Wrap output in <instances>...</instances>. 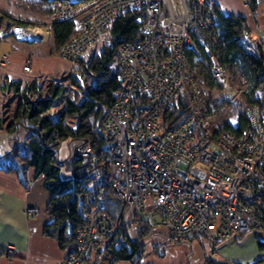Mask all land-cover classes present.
Returning <instances> with one entry per match:
<instances>
[{
    "label": "built area",
    "instance_id": "built-area-1",
    "mask_svg": "<svg viewBox=\"0 0 264 264\" xmlns=\"http://www.w3.org/2000/svg\"><path fill=\"white\" fill-rule=\"evenodd\" d=\"M127 13L137 15L138 38L118 46L122 87L101 120L102 151L85 142L74 147L94 171L74 251L58 264H100L120 229L141 220L163 229L169 242L199 239L212 248L264 236V105L246 107L249 126L236 135L221 129L197 81L203 68L213 89L231 99L248 85L244 71L220 61L215 0H58L48 26L13 25L0 39L45 41L53 23L75 20L77 33L58 49V57L75 65ZM23 70L31 72L29 62ZM178 98L188 115L166 127L163 113ZM107 192L128 207L126 215L115 218L106 209ZM25 213L33 217L39 209Z\"/></svg>",
    "mask_w": 264,
    "mask_h": 264
},
{
    "label": "trees",
    "instance_id": "trees-1",
    "mask_svg": "<svg viewBox=\"0 0 264 264\" xmlns=\"http://www.w3.org/2000/svg\"><path fill=\"white\" fill-rule=\"evenodd\" d=\"M57 1L34 0L35 3L43 5V13H47L48 17ZM254 2L255 0H250L251 6ZM217 11L221 19L218 30L223 43L222 52L218 54L220 61L225 65L235 64L245 72L248 85L242 93V98L246 107L255 103L264 105L262 43L251 37V30L245 17L225 14L218 5ZM26 24L20 20L15 23V25ZM112 24L113 28L110 29V26L106 33L110 35L109 42L98 52L93 53L88 60L80 56L83 77L73 72L69 77L70 90L61 82L55 81L48 84L45 94L41 95L43 86L37 81L38 78L26 84H23L21 79L5 78L2 85L3 92L9 89L18 98L14 119L6 125V129L13 131L18 126H22L28 135L22 147L16 146L18 152L15 156L9 153L0 157V171L16 174L26 189L28 181L25 172L29 168L34 169L35 177L40 175L44 177V187L51 194L47 205V214L51 220L45 225L44 234L55 238L60 248L66 250L68 254L74 251L77 229L83 222L84 193L89 189L94 168L89 160L74 153L70 159H60L58 150L65 141L76 145L85 142L99 153L107 140L106 134L101 129V120L122 87L118 78V46L138 38L137 15L127 13L118 17ZM77 31L78 25L75 20L53 23L50 32L56 49L58 50ZM1 41L2 39L0 43ZM199 70L205 71L203 68ZM203 71L198 73L200 78L203 76L205 82L213 87L210 75ZM57 106H61V110L49 114ZM187 115L186 103L178 98L170 109L164 111V124L172 128ZM249 122L245 110H239L234 120H223L220 126L223 130L241 135L249 126ZM63 168H66L70 176H63ZM104 200L106 209L115 218L129 212L123 201L109 192L106 193ZM137 231V238L132 239L129 228L120 229L117 238L107 247L111 263L133 261V264H140L145 251V239L153 233V230L148 223L141 220L138 221ZM206 262L237 264L211 259Z\"/></svg>",
    "mask_w": 264,
    "mask_h": 264
},
{
    "label": "crops",
    "instance_id": "crops-1",
    "mask_svg": "<svg viewBox=\"0 0 264 264\" xmlns=\"http://www.w3.org/2000/svg\"><path fill=\"white\" fill-rule=\"evenodd\" d=\"M215 1L223 13L245 17L251 37L262 43L264 52V1L255 0L253 6L250 3L245 5L244 0ZM54 47L53 40L49 43L21 41L13 36L2 40L0 62L5 56L8 59L7 65H0V100L12 93L9 89L2 91L5 78L21 79L26 84L44 75L61 73L67 64L54 53ZM28 62L31 72L25 74L23 67ZM7 124L5 121L0 122V157L9 154L15 146L25 143L28 135L22 126L13 131L7 130ZM64 144L67 150H71L69 141ZM25 177L28 181L27 189L16 174L0 171V264H58L68 253L60 248L55 238L44 234V227L51 220L47 214L51 194L44 187V177H35L33 168L25 172ZM29 208L39 209V214L27 217L25 212ZM146 249L150 251V256L145 255ZM263 252V235L248 234L233 238L214 249L207 241L199 239L169 242L165 231L159 228L146 241L140 264H204L210 259L237 264H264ZM100 264H133V261L111 263V257L106 253Z\"/></svg>",
    "mask_w": 264,
    "mask_h": 264
},
{
    "label": "rangeland",
    "instance_id": "rangeland-1",
    "mask_svg": "<svg viewBox=\"0 0 264 264\" xmlns=\"http://www.w3.org/2000/svg\"><path fill=\"white\" fill-rule=\"evenodd\" d=\"M43 10H44L43 5L40 3H35L34 0H0V33L6 29H9L13 25H15L17 20L27 23L26 25H40L42 22H45L44 25H42L43 28L45 26H48L47 21L50 19V17H48L47 13H43L44 12ZM112 28H113V24L111 25L110 29ZM47 33L48 35L45 41H48L49 43V41H52L50 28L47 30ZM109 39H110V35L108 33L104 35L103 38L99 42L93 43L91 46L88 47L87 51L82 54V59L88 60L93 53L98 52L102 48L103 45L107 44L109 42ZM54 53H56V55L58 56V50L56 48H55ZM1 62H0V65H1ZM65 62L67 66L63 67L64 69L61 73H57L55 75H50V76L44 75L37 79V81L41 84V86H43V89H42L43 91L41 95L45 94L48 84L55 82V81L61 82L64 85V87H66V89L70 90L71 88H70L69 77L73 72L77 73L78 76L83 77L82 71H81V65H82L81 61L78 62L77 66L71 65L67 61ZM5 65H7V63ZM199 71H203V70L196 71L197 81L202 86L205 96L212 107L214 118L218 123H220L223 120H228V119L234 120L237 111L245 110L246 103L244 102V99L242 98V94L237 96V98L234 97L231 99V97L224 94V92L220 90H214L213 87L209 86V84L205 82L203 76L200 78V75L198 74ZM203 72L205 73V71ZM25 74L27 73L25 72ZM17 100H18L17 96H14L13 93L6 95L4 98L0 100V122L5 121V123L7 124L8 122L14 119ZM60 110H61V106H57L53 108L49 112V114H55L59 112ZM70 143L72 145L70 148L71 150L69 149L67 150L65 148L67 146L66 144L63 145L62 143L60 145L59 150H58L60 159H70L72 157L74 153L73 148L76 146V143L69 142V144ZM23 144L24 143L20 144L21 147ZM16 152L18 151L15 146L14 151H11L10 154H12V156H15ZM62 174L65 177L70 176V174L67 173L66 168H63ZM137 232L138 231L136 228L130 230V234L132 238L134 239L137 238ZM151 236L152 234L148 236L145 239V241L149 240ZM149 254H150V251L148 250L145 253V255L150 256ZM155 254L159 256L158 253L155 252Z\"/></svg>",
    "mask_w": 264,
    "mask_h": 264
}]
</instances>
